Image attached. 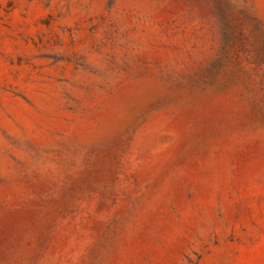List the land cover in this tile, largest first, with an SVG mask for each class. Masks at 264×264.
<instances>
[{
  "label": "rangeland",
  "instance_id": "rangeland-1",
  "mask_svg": "<svg viewBox=\"0 0 264 264\" xmlns=\"http://www.w3.org/2000/svg\"><path fill=\"white\" fill-rule=\"evenodd\" d=\"M0 264H264V0H0Z\"/></svg>",
  "mask_w": 264,
  "mask_h": 264
}]
</instances>
